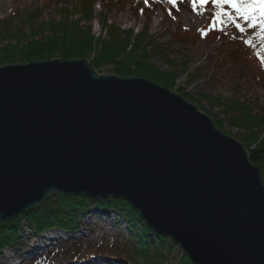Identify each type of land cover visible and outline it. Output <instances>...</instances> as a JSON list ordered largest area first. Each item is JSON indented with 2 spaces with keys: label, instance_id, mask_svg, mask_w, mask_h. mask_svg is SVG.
Listing matches in <instances>:
<instances>
[{
  "label": "water",
  "instance_id": "obj_1",
  "mask_svg": "<svg viewBox=\"0 0 264 264\" xmlns=\"http://www.w3.org/2000/svg\"><path fill=\"white\" fill-rule=\"evenodd\" d=\"M123 199L194 264H264V178L172 89L88 60L0 67V223L51 194Z\"/></svg>",
  "mask_w": 264,
  "mask_h": 264
},
{
  "label": "rangeland",
  "instance_id": "obj_2",
  "mask_svg": "<svg viewBox=\"0 0 264 264\" xmlns=\"http://www.w3.org/2000/svg\"><path fill=\"white\" fill-rule=\"evenodd\" d=\"M86 1L89 0H0V67L9 65L7 59L19 57L17 53H14L16 57L12 54L18 46H14V49L7 48L9 47L8 42L12 36L16 37V35H12L15 34L14 30H18L20 25L23 26L22 23L29 16L36 17L43 14L42 18L37 19L40 22L44 20L47 22L56 18L59 20V15H70L71 13L77 14L70 18L71 21L80 19V17L94 16L91 18V22L82 23V25L91 27L94 39H98L100 35L109 37L108 31L102 29L101 25L103 20L107 18H109L110 24L117 26L122 31L133 30L135 34H138L148 30L155 48V53L149 54L152 64L162 74L177 77L175 89L172 90L184 92L187 97H183L195 105L203 114L208 115L213 120L214 118L222 120L223 130L219 129L242 144L246 150L249 149L245 140V136L249 133L231 124L230 118L232 116L224 106L245 101L251 110L259 113L264 110V82H257L250 77L253 74V62L236 67L238 62L234 63L227 59L228 51L239 46L238 42L233 41L246 36L242 35L234 25L228 23L226 17L225 23L218 24L215 28L212 25L209 27L211 31L218 32V38L208 37L205 41L200 37L204 36V30H208L206 27L218 11L212 0H207L202 7L197 3L195 9H193V0H175V6L169 4L168 0H147V3L145 0H98L94 3V11L91 12L90 16H85L83 13L80 15V12L69 10V8L65 9L64 12L65 7H57L59 3L67 2L68 5L74 6L73 10H76L80 8L77 7L80 4L82 6L87 4ZM142 4L151 8L145 9ZM139 7H143L145 12L143 10L139 12ZM239 22L245 27V31H247L245 33L258 40L256 45H262L264 48V40L259 35L260 28H248L243 20ZM8 26L11 29L7 28ZM24 28L27 36H30L28 27ZM6 29L8 30L5 31ZM8 31L12 33H9L10 36L5 34ZM69 31L65 29L66 33ZM224 32H227L233 41L219 37L221 34L223 36ZM78 36L80 35L76 32L72 35V37ZM100 45L102 46V44ZM130 65L125 64L122 68H135L136 63L132 58ZM111 68L108 66L99 72L100 75H113ZM243 68L249 70L243 73L240 71ZM217 103L221 105H217ZM238 114L235 113L234 116H238ZM262 136L264 137V135ZM263 137L259 139L262 140ZM52 200L54 202L55 197ZM24 217L23 215L20 218L25 224ZM80 223L81 232L74 234L76 240L94 248L112 245L117 247L128 243L126 240L127 222L113 211L107 214L93 209L81 218ZM26 230L20 243L24 249L20 251V254L17 252L20 247L4 250L0 264H32V262L35 264L37 260L41 261L40 264L76 263V261L69 260L62 254L58 258H54L56 252L61 251V248L73 241L72 236L57 230L41 235H37L33 230ZM47 237H50L49 241L44 240ZM46 242L47 245L41 250H34L37 245ZM178 248V251L175 249L173 252L175 264H177L178 259L184 261V257H189L179 246ZM114 258H106L105 256L86 258L76 264H126L122 259Z\"/></svg>",
  "mask_w": 264,
  "mask_h": 264
},
{
  "label": "trees",
  "instance_id": "obj_3",
  "mask_svg": "<svg viewBox=\"0 0 264 264\" xmlns=\"http://www.w3.org/2000/svg\"><path fill=\"white\" fill-rule=\"evenodd\" d=\"M96 1L98 0L86 1L87 4L84 6L80 4L77 6L80 8L76 10H73L74 6L68 5L67 2L59 3L57 7H65L64 12L65 9L69 8V10L80 12V15L83 13L85 16H90L91 12L94 11V3ZM140 9L141 7H139ZM42 15L29 16L22 23L23 26L20 25L18 30H14L15 34H12L11 31L5 33L7 36H10V34L16 35V37L12 36L9 40V47L7 48L20 47H16V51L12 53H17L18 58L7 59L9 65L54 59L88 60L99 75L101 74L99 72L109 66L112 67L111 72L113 75L122 78H149L162 86L175 89L177 77L175 75L162 74L151 62L149 54L155 53V48L148 30L138 34H135L133 30L122 31L117 26L110 24L109 18H107L103 20L101 25L102 29L108 31L109 37L100 35L98 39H94L91 27L82 25L83 22H91V18L94 16L80 17V19L71 21L70 18L77 15L71 13L70 15H59V20L56 18L47 22L45 20L40 22L37 19L39 17L42 18ZM24 27H28L30 36H27ZM7 28H10V26ZM65 29L70 31L66 33ZM204 31V36L200 37L205 39V41L208 37L218 38V32L210 31L209 29ZM75 32L80 36L72 37ZM219 37L224 40H231L227 32H224L223 36L221 34ZM246 38L241 37L235 41L231 40L238 42L239 46H235L228 51L227 59L234 63L238 62L236 67L253 62V74L251 73L252 76L250 77L257 82H264V63L261 62V57H264V50L258 47L254 41ZM245 41H250V43ZM258 53L259 55H257ZM14 57H16L15 54ZM131 58L135 60V68H122L125 64L131 66ZM248 70V68H243L240 71L245 73ZM176 92L184 97L186 96L180 90H176ZM217 105L221 104L217 103ZM248 105L245 101H238L235 104L225 105L224 107L227 108L228 113L232 116L230 118L231 124L249 133L245 136L249 148L247 149L249 158L254 165L261 169L264 178V137L262 136L264 135V110L255 113ZM235 113H239L238 116H234ZM216 119L214 118L218 128L223 130L222 120ZM261 137H263L262 140L259 139ZM54 197L55 200L53 202L52 198ZM93 209L97 212H106L107 214L113 211L118 216L123 217L127 222L128 233L126 240L128 243L117 247L112 245L94 248L76 240L74 234L81 230V218ZM24 216L25 224L20 217L0 223V260L3 251L7 249L20 247L19 250L17 249L20 254V251L24 249L20 243L22 242V235L27 231L26 229L33 230L38 235L45 231L58 230L72 236L73 241L67 243L54 256L57 258L62 254L69 260L101 255L122 259L126 264H175L173 252L175 249L179 250L172 238L160 236L154 232L142 219L140 213L123 199L91 200L84 196H63L53 193L42 204H39ZM184 259L185 262L178 259L177 264H194L189 257H184ZM35 264H39V262Z\"/></svg>",
  "mask_w": 264,
  "mask_h": 264
},
{
  "label": "snow or ice",
  "instance_id": "obj_4",
  "mask_svg": "<svg viewBox=\"0 0 264 264\" xmlns=\"http://www.w3.org/2000/svg\"><path fill=\"white\" fill-rule=\"evenodd\" d=\"M145 2L147 3V0ZM206 2L207 0H193V9L196 8L197 3L202 7ZM168 3L175 6V0H168ZM212 3L218 9L213 18V28L225 23L226 17L228 23L243 33L245 27L239 22L243 20L248 28L259 27L260 38L264 40V0H212ZM245 42L250 43V41ZM261 62L264 63V57H261Z\"/></svg>",
  "mask_w": 264,
  "mask_h": 264
},
{
  "label": "bare ground",
  "instance_id": "obj_5",
  "mask_svg": "<svg viewBox=\"0 0 264 264\" xmlns=\"http://www.w3.org/2000/svg\"><path fill=\"white\" fill-rule=\"evenodd\" d=\"M192 6V5H191ZM44 240H50V237H47V238H45ZM47 245V242L46 243H44V244H39V245H35L36 247L34 248V250H41L43 247H45ZM34 252V251H33ZM36 253V252H35ZM35 263H37L36 261H35ZM87 264H90V263H87Z\"/></svg>",
  "mask_w": 264,
  "mask_h": 264
}]
</instances>
